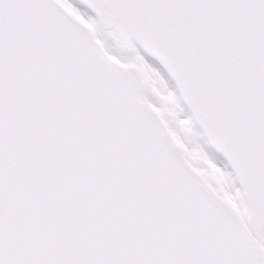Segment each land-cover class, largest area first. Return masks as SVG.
Segmentation results:
<instances>
[{"label": "snow or ice", "instance_id": "obj_1", "mask_svg": "<svg viewBox=\"0 0 264 264\" xmlns=\"http://www.w3.org/2000/svg\"><path fill=\"white\" fill-rule=\"evenodd\" d=\"M0 264H264V0H0Z\"/></svg>", "mask_w": 264, "mask_h": 264}, {"label": "water", "instance_id": "obj_2", "mask_svg": "<svg viewBox=\"0 0 264 264\" xmlns=\"http://www.w3.org/2000/svg\"><path fill=\"white\" fill-rule=\"evenodd\" d=\"M161 106H162V109H163V113L162 114H166L167 110H168V105H167V101L164 100L163 98L161 99ZM157 111L160 113L161 109H157ZM228 171H230L229 168H228ZM233 177H234V174H233ZM236 186L239 187L238 182H236Z\"/></svg>", "mask_w": 264, "mask_h": 264}]
</instances>
